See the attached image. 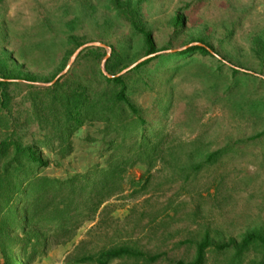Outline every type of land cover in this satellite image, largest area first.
Instances as JSON below:
<instances>
[{"label":"rangeland","instance_id":"1","mask_svg":"<svg viewBox=\"0 0 264 264\" xmlns=\"http://www.w3.org/2000/svg\"><path fill=\"white\" fill-rule=\"evenodd\" d=\"M141 9L161 49L157 55L179 52L200 38L220 57L167 56L133 74L132 100L154 130L169 132V145L177 138L185 143L183 153L177 162H170L167 152L152 164L138 160L101 204L91 185L77 194L65 186L49 188L37 218L58 212L73 218L26 225L21 217L16 230L0 234L3 244L14 243L4 255L0 241V264H97L78 258L121 244L159 255L152 264H174L193 260L206 234L222 244L264 231V63L254 50L255 40L264 36V0H144ZM176 14L185 17L178 31ZM70 35L114 46L129 66L144 57L142 36L110 0H0V54H9L24 74L39 78L9 80V105L0 106V141L13 136L38 144L49 165L34 176L62 182L89 173L96 164L102 170L110 159L104 152L109 132H102V124L83 126L72 137L73 151L62 158L56 135L49 134L52 125L34 115L30 85L44 87L37 83H49L65 69L73 54ZM91 58L79 54L67 77L90 80L104 57L101 62ZM232 67L240 72L234 74ZM194 147L199 154L190 158ZM213 151H220L216 161L194 172L193 165ZM34 195L20 201L21 216L30 211ZM9 217L12 213L1 221ZM262 263L264 248L254 243L241 257L233 247H210L204 264ZM108 264L150 263L119 258Z\"/></svg>","mask_w":264,"mask_h":264},{"label":"trees","instance_id":"2","mask_svg":"<svg viewBox=\"0 0 264 264\" xmlns=\"http://www.w3.org/2000/svg\"><path fill=\"white\" fill-rule=\"evenodd\" d=\"M143 1L110 0V5L120 17L130 23L136 33L142 36V54L146 56L161 49L158 48L153 32L148 28L143 17L141 9ZM184 19V15L176 14L174 16L173 25L177 31L184 26ZM69 41L73 45L70 54L74 53L78 47L85 43L76 35H70ZM190 42H200L204 45L194 44L167 56L193 55L196 52L202 55L214 56L208 49V47L212 48L211 45L204 39L196 38L190 40ZM255 43L257 47L254 50L264 63V36L258 37ZM105 55V48L99 46L88 47L80 53V56L92 57L91 60L93 62H101ZM167 56L157 55L151 57L127 73L112 78L107 77L99 69L91 76L90 80L70 79L66 73L50 86L39 87L35 84L30 85L34 89L31 93L34 115L37 117L43 116L46 125H52L49 134L56 135L59 141V155L62 158L70 155L73 151L72 137L83 126H98V124H102V132H109V135L104 134L108 137L105 142L106 151L104 152H109L110 159L108 165L102 170L100 169L101 165L96 164L94 166L95 169L93 168L94 170L83 176L73 175L64 182L52 181L53 179L38 178V174L35 176L33 174L34 172L38 173L41 168L49 165V160L42 156L38 144H26L13 136H7L2 139L0 141V234L7 228L16 230L21 217L26 225L35 220L40 224L47 219L50 220V218L60 221L63 219L71 220L73 217H65L64 213L61 212L53 216L37 218L44 207L42 204L47 199L48 189L53 186L57 190L65 186L70 189L71 194H77L82 191L86 192L88 186L91 185L90 192L93 193L94 198L97 200L96 202L101 204L116 193L115 189L120 185L119 182L123 179V175L128 170L127 168L138 160L152 164L155 158L160 157V154L165 152L170 156V162L179 160L185 149V143L180 138H177L174 139V144L169 145V132L165 133L163 127L154 130L153 126L155 127V124H150L146 120L141 109L130 96L132 89L137 87L133 74L140 72L151 61ZM65 59L66 62L60 70H63L66 66L68 58L66 57ZM130 63L124 61L123 57L113 46L112 53L106 61V69L109 73L115 75L128 67ZM231 70L234 74L240 72L233 67ZM57 75L58 73L53 74L48 80H53ZM0 78L2 79L0 80V106L4 108L10 102L9 80L18 78L30 82L39 80L37 76L24 74L13 58L9 54L6 56L3 53L0 54ZM127 115L131 116L132 119L124 122L123 118ZM131 121H134L136 125H128ZM188 154L190 158L199 154L198 147H194ZM219 155L220 151L208 153L205 160L193 165V171L197 172L204 165L212 164ZM81 182L87 183L80 184ZM35 193L37 195H34ZM29 195H34L31 200L33 202L30 205V211L28 210L27 214L25 212L21 216V207L23 206H19V203L24 201L25 196ZM27 201L24 203H27ZM10 205H13L12 208H10ZM11 213L13 218H7L9 222L1 221V216H7ZM66 220L63 225L67 222ZM3 243L1 241V248L3 253H5L4 255H6L7 250L14 243ZM254 243H259L264 248V231L261 229L248 232L239 242L231 239L222 244H214L209 235L206 234L197 244L193 260L188 262L179 260L174 264H204L206 252L210 247H216L221 250L233 247L236 251V256L241 257L246 249ZM119 258L140 259L152 264L160 256L148 255L144 251L121 244L103 249L94 254L82 256L78 258V262L108 264L110 261ZM5 263L9 264L8 262Z\"/></svg>","mask_w":264,"mask_h":264},{"label":"water","instance_id":"3","mask_svg":"<svg viewBox=\"0 0 264 264\" xmlns=\"http://www.w3.org/2000/svg\"><path fill=\"white\" fill-rule=\"evenodd\" d=\"M194 44L204 45L203 43H200V42H194V43H191V44L185 46V47L182 48L181 50L186 49V48H188L189 46L194 45ZM92 46H99V47H103V48L106 49V55H105V57H104V59H103V61H102V64H101V70H102L103 74H105L107 77H110V78L115 77V76L123 75V74L127 73L128 71H130L131 69H133L134 67H136L137 65H139L140 63L144 62L145 60H147V59H149V58H151V57H154V56H156L157 54L160 53V52H156V53H153V54L146 55V56L140 58L139 60H137L136 62H134L133 64H131L130 66L124 68L121 72H119V73H117V74L114 75V74L109 73V72L107 71V69H106V61H107V59L110 57V55H111V53H112V49H111V47L108 46V45H106V44H104V43H102V42H87V43H84L83 45H81L80 47H78V48L74 51V53H73L72 56L70 57V60H69V62H68V64H67V66L65 67V69H64L62 72H60V73H59V74H58V75H57V76H56L51 82H49V83H37V84H40V85H43V86H50V85L54 84V83H55L60 77H62L63 75H65V74L69 71L70 67L72 66V64L74 63V61L76 60V58L79 56V54H80L84 49H86V48H88V47H92ZM208 49H209L213 54H215V53L211 50V48L208 47ZM172 51L175 52L176 50H172ZM172 51H171V52H172ZM215 55H217V54H215ZM217 56H218V55H217ZM218 57H219V56H218ZM219 58H220V57H219ZM0 80H2V79L0 78Z\"/></svg>","mask_w":264,"mask_h":264}]
</instances>
